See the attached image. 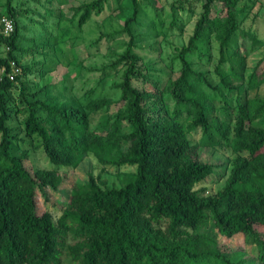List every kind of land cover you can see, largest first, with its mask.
<instances>
[{"label":"trees","instance_id":"1","mask_svg":"<svg viewBox=\"0 0 264 264\" xmlns=\"http://www.w3.org/2000/svg\"><path fill=\"white\" fill-rule=\"evenodd\" d=\"M16 1L5 0L6 12L0 13L14 22L10 33H0V48L6 49L0 56V264H241L221 252L216 239L238 234L256 246V259L264 264V96L247 94L264 83V52L247 75L239 48L226 57L240 29V0H204L186 43L174 47L176 76L164 83L142 67L131 27L139 20L142 3L129 0L132 13L122 28L103 34L128 36L109 64L120 66V80L111 84L119 94L83 102L71 91L70 81L32 90L23 77L34 64H22V76L13 73V64H21L28 51L44 55L46 47L58 45L54 33L39 41L21 32L27 26L18 20L32 10L17 9ZM107 1L71 6L72 18L79 14L77 24L82 26ZM215 1L221 6L213 16ZM45 8L58 21L64 19ZM29 18L36 25L45 23ZM212 40L219 52L215 82L189 59L209 60ZM138 79L145 86L134 85ZM243 85L246 94L236 98L232 119H212V93H240ZM98 111L102 119L91 127L90 116ZM183 115L191 118L187 129L179 120ZM19 117L15 130L10 123ZM196 130L201 132L198 143L189 136ZM19 145L23 148L15 153ZM26 145L40 147L51 168L30 172L24 163ZM212 145L231 154L221 163L200 154L199 146ZM88 152L103 166H132L134 171L120 186H105L92 173L80 178L74 170ZM214 175L225 177L224 183L205 193L198 185ZM44 186L68 191L56 220L47 210L37 212L35 189ZM209 220L215 235L201 231Z\"/></svg>","mask_w":264,"mask_h":264},{"label":"rangeland","instance_id":"2","mask_svg":"<svg viewBox=\"0 0 264 264\" xmlns=\"http://www.w3.org/2000/svg\"><path fill=\"white\" fill-rule=\"evenodd\" d=\"M91 0H42L39 4L33 0H20L15 2V7L19 10L30 9L19 18L21 26L24 24L27 28H21V32L26 37H35L42 40L54 33L58 37V45L48 46L44 49L45 54L41 52L28 51L21 57V64H13V73L22 76V64L35 65V68L25 75L32 90L39 88L46 83H58L62 85L63 81H70L71 91H74L81 101L89 98L112 97L117 98L118 91L112 88L114 81H119L121 76L120 66L112 68L109 64L115 59V55L123 50L124 42L128 40L126 34L114 36H103V34L112 33L123 26V21L132 13L129 0H108L104 10L97 16L93 15L82 26H78L79 14L72 18L71 6ZM204 0H141V9L139 20L132 24V31L136 35V52L141 56L142 67L148 68L152 76H158L161 82H166L168 78L176 76L179 68V62L174 56V47L186 43L188 37L193 31V26L201 12V6ZM172 5L175 6L172 11ZM221 3L213 2L211 6V15L216 16L219 13ZM54 11L64 18L58 21L55 15H48L47 9ZM29 10V11H30ZM237 17L239 19L240 29L232 39V44L226 52V57L236 48H239L240 54L246 59V75L251 71L252 65L258 61L264 52V0H240L237 4ZM5 0H0V13H5ZM45 14L46 20L42 19L38 13ZM30 17L42 24L30 23ZM176 19L173 21V17ZM73 19V20H72ZM44 20V21H42ZM72 20V21H71ZM71 22H73L71 24ZM44 26V27H43ZM45 30H43V28ZM247 33V34H246ZM53 35V34H51ZM102 35V37H101ZM98 37H101L100 39ZM252 37H256L254 41ZM97 41H95V39ZM24 47L29 46L23 43ZM5 47L0 48V56L5 54ZM194 68L206 70L210 73L213 82L216 81L214 69L219 60L217 43L212 40L209 51V60L201 61L195 56L189 57ZM41 63H43L41 65ZM227 65V60H226ZM108 66L103 68V65ZM43 67V70L40 69ZM4 68L0 67V75ZM42 72V74H41ZM69 83V82H68ZM134 85L138 87L145 86L141 79L135 80ZM93 92H89L90 88ZM246 86L243 85L238 93L236 89L222 90L220 93H212L208 101V114L212 119L218 117L222 121L232 119L235 114L234 103L237 97L244 98ZM18 89L14 91L16 94ZM248 95L264 96V83L257 89L247 92ZM169 107L171 102L167 101ZM102 112L98 111L90 116V126H96L102 119ZM21 117L15 118L10 125L19 124ZM185 129L191 118L183 115L179 119ZM201 132L199 130L190 131L189 136L198 143ZM29 149V156L24 161L25 166L30 172L37 168H51L45 154L40 147L33 148L26 145ZM200 154L209 159L221 163L231 153L220 145L199 146ZM23 148L22 145L16 146L15 153ZM134 171L132 166L113 165L103 166L100 164L93 153L88 152L84 160L75 168L74 173L85 178L87 173L98 176V181H104L105 186H120L128 179V173ZM221 173V168H216ZM225 177L222 175L211 176L198 187H205V193H213L224 183ZM67 190L54 191L50 187H36L35 200L37 212L49 211L54 220L62 213L65 207V196ZM210 234H216L212 228L211 221L201 229ZM218 247L231 261H241V264H259L256 259V246L246 243L241 234L227 238L217 235Z\"/></svg>","mask_w":264,"mask_h":264},{"label":"built area","instance_id":"3","mask_svg":"<svg viewBox=\"0 0 264 264\" xmlns=\"http://www.w3.org/2000/svg\"><path fill=\"white\" fill-rule=\"evenodd\" d=\"M13 28H14L13 20L7 15H0V33L8 34L13 30Z\"/></svg>","mask_w":264,"mask_h":264}]
</instances>
